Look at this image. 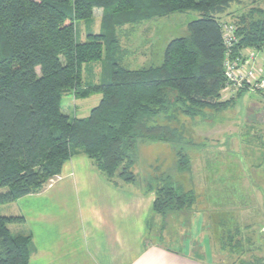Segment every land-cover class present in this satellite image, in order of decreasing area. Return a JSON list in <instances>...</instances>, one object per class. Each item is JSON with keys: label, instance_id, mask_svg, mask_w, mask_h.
<instances>
[{"label": "trees", "instance_id": "obj_1", "mask_svg": "<svg viewBox=\"0 0 264 264\" xmlns=\"http://www.w3.org/2000/svg\"><path fill=\"white\" fill-rule=\"evenodd\" d=\"M236 1L241 0H0V206L40 192L77 154L119 188L114 177L135 182L143 143L175 147L176 171H189L184 149L191 141L181 119L204 118L202 109H225L246 93L221 97L219 17ZM257 2L264 0H251ZM95 12L98 32L89 27ZM186 12L199 17L187 24L185 37L166 44L161 65L122 66L123 27ZM239 18L231 23L238 40L233 52L261 50L264 8ZM94 64H100L98 78ZM68 94L100 99L87 116L70 118L61 106ZM149 190L155 194L152 212L162 218L171 210L188 211L197 199L193 190L168 179ZM14 223L23 218L0 215V264H28L31 237L13 234ZM236 247L242 250L240 242Z\"/></svg>", "mask_w": 264, "mask_h": 264}, {"label": "rangeland", "instance_id": "obj_2", "mask_svg": "<svg viewBox=\"0 0 264 264\" xmlns=\"http://www.w3.org/2000/svg\"><path fill=\"white\" fill-rule=\"evenodd\" d=\"M263 8L264 2L252 5L251 0L236 1L219 17V22L240 23L241 15L248 16L251 11ZM98 14L95 12L94 22L89 26L92 31L98 28ZM198 17L196 12L173 14L121 29L118 44L122 66L139 68L143 62L161 65L166 44L185 37L187 24ZM84 27L83 22L78 24V34L82 38ZM259 57L264 60V51ZM93 67L98 78L100 64ZM246 97L261 102L259 120L252 113L254 109L246 111L242 117L243 107L239 98L225 109H202L204 118L181 119L185 136L191 141L190 147L184 149L190 160L189 171H176L175 147L143 143L138 147V160L133 167L135 182L126 183L114 177L120 186L132 190H145L148 186L155 188L163 179L180 185L185 191L193 190L197 195L194 206L188 211L171 210L164 218L155 217L157 222L149 236L161 233L166 245L179 249L180 241L187 239L188 234L200 238L198 232H201L202 224L197 221L199 216H204L203 231L211 242L212 264H264V93H246ZM99 98L95 95L74 100L68 94L62 97V110L70 118L85 117L97 105ZM174 125L179 126V123ZM203 175L211 176L206 177L210 183L205 187L200 185ZM206 190L211 191V203L208 200L204 202L201 197ZM19 208L15 204H3L0 215L18 214ZM9 229L13 234L19 233L20 225L11 224ZM230 238L233 241L228 243ZM148 240H153V237ZM239 242L242 250L236 247Z\"/></svg>", "mask_w": 264, "mask_h": 264}, {"label": "crops", "instance_id": "obj_3", "mask_svg": "<svg viewBox=\"0 0 264 264\" xmlns=\"http://www.w3.org/2000/svg\"><path fill=\"white\" fill-rule=\"evenodd\" d=\"M98 30L99 24L94 28ZM149 66L154 65L143 62L139 68ZM239 102L242 117L254 109L252 113L259 120V100L252 101L243 93ZM206 177L211 176L201 177L202 187L210 183ZM149 188L116 187L91 166L86 156L75 155L40 192L10 203L20 207L18 214L9 215L23 218L18 232L31 237L28 264H212L211 242L203 231L204 216L197 221L202 224L200 238L188 234L179 249L166 245L161 233L148 240L158 217L152 212L155 194ZM201 197L204 202L213 200L208 190Z\"/></svg>", "mask_w": 264, "mask_h": 264}, {"label": "built area", "instance_id": "obj_4", "mask_svg": "<svg viewBox=\"0 0 264 264\" xmlns=\"http://www.w3.org/2000/svg\"><path fill=\"white\" fill-rule=\"evenodd\" d=\"M235 32L236 29L231 23L221 24L225 78L221 90L222 100L235 97L242 90L246 93H264V63H259L262 59H258V55L264 51V44L261 50L247 48L234 53L233 48L238 42Z\"/></svg>", "mask_w": 264, "mask_h": 264}]
</instances>
